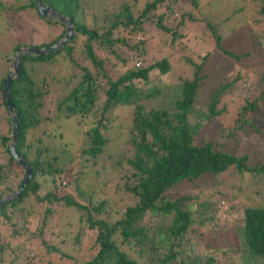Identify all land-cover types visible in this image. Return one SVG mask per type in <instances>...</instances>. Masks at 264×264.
Masks as SVG:
<instances>
[{"label": "trees", "instance_id": "obj_1", "mask_svg": "<svg viewBox=\"0 0 264 264\" xmlns=\"http://www.w3.org/2000/svg\"><path fill=\"white\" fill-rule=\"evenodd\" d=\"M42 1L71 19L74 35L48 53L22 54L19 76L8 87L18 121L15 146L33 176L20 195L0 205V264H53L51 251L57 248L44 232L48 227L53 233L55 205L73 209L80 222L96 232L95 254L78 264H264V160L252 163L248 153L223 151L212 140L196 141L200 127L221 113L217 104L223 92L238 79L219 83L202 101L198 96L207 77L200 75L202 63L188 58L192 77L183 78L175 88L152 86L151 73L162 76L171 71L166 56L144 62L149 46L160 40L157 33H170L174 41L179 36L175 29L189 24L200 30L195 32L198 36L206 34L214 51L238 62L249 52H231L225 45L230 35L241 32L238 24L229 17L222 23L211 21V9L204 15L200 8L212 0ZM260 1L259 14H264V0ZM186 2L191 10L182 8ZM0 12L7 14L1 21L0 42L6 41L8 32L17 35L10 40L14 44L9 54L0 55L6 62V70H0V117L8 126L0 127L1 198L16 190L25 176L9 151L13 137L3 94L5 75L18 47L52 45L63 36L65 26L41 16L33 0L0 1ZM32 13L48 26V40L19 37L24 15ZM258 51L264 63V50ZM211 52L201 55L204 61ZM59 67L64 73L55 78ZM261 72L262 89L247 98L239 112L243 122L244 112L257 109L264 99ZM150 82L146 91L139 89L140 83L146 87ZM166 88L172 92L164 105L148 104ZM124 109H129L128 119L112 124L114 112ZM72 118L78 127L70 135L63 127ZM122 129L125 138L112 149L111 142L120 138ZM100 169L117 172L98 187L94 198L96 190L86 192L79 183L82 175ZM230 169L239 175L244 207L237 222L230 223L235 224L233 232L215 244L221 236V229L214 228L219 222L217 204L227 197L211 200L209 195L200 198L197 193L168 190L184 180L219 176ZM72 183L78 195L87 194L85 200L65 189ZM231 209L239 208L231 206L226 212ZM222 226L229 232L227 222Z\"/></svg>", "mask_w": 264, "mask_h": 264}, {"label": "rangeland", "instance_id": "obj_2", "mask_svg": "<svg viewBox=\"0 0 264 264\" xmlns=\"http://www.w3.org/2000/svg\"><path fill=\"white\" fill-rule=\"evenodd\" d=\"M9 1L7 0V2ZM181 6L183 9L187 8L191 10V6L187 2L182 3ZM260 8V0H212L209 5L206 4L200 8L201 12L206 16L208 14V9H211L212 17H210V19L215 23H222L221 21H223L224 18L229 17L228 19L234 22V25L238 24L241 28V32L238 31L237 34L230 35L225 45L231 52H249V56L245 59L236 62L220 52L217 53L213 50L212 41L209 38L208 41H206V34L198 36L195 34L198 30H195V24H189V26L184 25L180 27V29H175L176 34L179 36H176L174 41L170 33H162L160 35L157 33L160 40L156 43L153 42L154 45L152 44V46H149L150 48L144 60L145 63H148V61L166 56L170 62L171 71L162 76L151 73L152 78L155 77L152 86L169 85L172 87L174 85L175 88H177V84H179L183 78L192 77L193 70L190 63L187 61L188 58H191L197 63H202L200 75H207L201 85L198 96L202 101L208 100L210 92L221 83L230 82L236 77L238 80L229 86L219 99L217 109H221V113L214 120L212 119V121L210 120L200 127L196 135V141L198 144H201L204 141L212 140L216 141L218 143L217 147L223 151H229L235 154L248 153L252 163L264 160V99L258 101L257 109L244 112L243 118L246 119L245 122L241 120L239 112L246 104V99H253L258 96L262 89L261 83H258L259 78L263 77L261 71H264V63L260 61L261 56L258 51L264 50V14H259ZM33 15L35 14L24 15V18H26V20L24 19L25 25L23 28H20L19 37H21L22 40L29 39L31 42L48 40L50 38L48 36V26ZM6 16V13L4 15L2 13L0 14V26L2 25L1 21H3ZM201 29L205 32V26L202 25ZM2 30L3 28L0 27V31ZM11 30L12 28L7 31ZM56 31H59V29ZM198 31L200 32V30ZM16 36L17 35L12 36L11 32L7 33L6 41L0 42V55L5 51L9 54L10 48L14 44L13 41L10 40L12 38L15 40ZM258 40H260V42ZM209 49H212V52L204 61L201 55H204ZM110 61H114V58L111 57ZM248 62H258L259 64H255L251 68ZM132 63L133 61L129 60V64ZM85 64L88 63L86 62ZM259 66L263 67L260 68ZM1 69L2 71L6 70V62L2 57L0 58V70ZM11 69L12 65L10 70ZM113 69L115 74H118V68L114 66ZM3 72L0 74H3ZM47 73L46 71L45 74L48 76ZM62 73H64V70L59 67V72L55 78H58ZM48 78L49 77H47V79ZM139 85V89L146 91L147 88L151 86V82L146 85V87L141 83ZM72 87L73 85L71 84L66 91L70 90ZM164 90H167V88ZM170 92H172L171 89L169 91L167 90L161 96L149 101L148 104L154 106L164 105L163 103L169 99L167 96ZM200 100H198V103L201 102ZM99 102L98 100L95 101L96 106L99 105ZM201 104H206V102H202ZM118 112L119 111L114 112L113 117L114 115L115 117L112 124H116L120 120L128 119L129 109H124L120 111V113ZM75 122L76 120L74 118L65 121L63 127L65 132L69 131L70 135L75 134V127H78V124ZM0 123H2L0 127L4 128L5 126V130H7L8 126L4 124L1 117ZM253 128L257 129L259 132L255 133ZM124 138L125 130L122 129L120 138L114 139L111 142V148L114 149L120 146ZM116 172L117 171L113 169H100L98 171L94 170L87 172L82 175L79 183L80 189L86 192L91 191L92 188L95 189L96 192L93 193V196L96 198L98 196V187L114 176ZM240 182L237 171L230 169L229 171L221 173L219 176L205 175L194 181L184 180L172 186L168 190V193H197L200 198H205L209 195L211 200L217 198L221 199L226 196L227 199L224 200L225 202L222 203L219 201L217 204L219 207V222H217L214 228L221 229V236L215 241V244H219L218 241L223 240L222 237L226 239L229 237V233L233 232L232 229L235 224L230 225V223L232 221L237 222L242 216V209L244 206L242 207L241 203H243L245 194L244 192H240ZM65 189L73 192L83 200L87 198V194L84 196H82V194H77L78 190L73 183L70 187H66ZM262 202H264L263 199ZM231 206H237L239 208L238 211L235 212L231 209L230 212H226V209ZM55 208L56 213L53 216V224L55 226L53 227V233L50 234L52 231L48 227H45L44 232V238L47 239L50 237V244L57 248V251H51L54 255V257L52 256L51 258L53 264H78L79 262L91 258L98 248L95 242L96 232L86 228V225L80 222L78 213L73 209L62 208L61 205H55ZM224 222L228 223L230 228L229 232L227 231L228 228L222 226ZM210 227L211 225L207 226V228ZM83 229L84 232L80 233L78 240H76V235Z\"/></svg>", "mask_w": 264, "mask_h": 264}, {"label": "water", "instance_id": "obj_3", "mask_svg": "<svg viewBox=\"0 0 264 264\" xmlns=\"http://www.w3.org/2000/svg\"><path fill=\"white\" fill-rule=\"evenodd\" d=\"M35 3V6L38 9V12L43 17L53 18L56 21L62 23L65 26V32L63 36L54 44L46 46V47H18L13 55L12 59V69L8 72V74L5 76L3 81V94L8 106L9 115L12 121V142L9 145V151L11 155L13 156L14 160L24 169L25 176L20 183L19 187L14 190L13 192L6 194L5 196L0 198V205L4 202H7L18 195L23 191V189L26 187L28 181L33 176V170L32 168L27 164L24 158L21 157L19 152L16 149L15 143H16V137L18 132V121L15 114V109L12 104V100L8 91L9 84L12 79L17 78L19 76V60L22 54L27 55H42L45 53H48L54 49H57L58 47L62 46L66 41L70 40L74 35V26L72 24V21L70 18L66 17L64 14L59 12L58 10L52 8L47 3H44L42 0H33Z\"/></svg>", "mask_w": 264, "mask_h": 264}, {"label": "clouds", "instance_id": "obj_4", "mask_svg": "<svg viewBox=\"0 0 264 264\" xmlns=\"http://www.w3.org/2000/svg\"><path fill=\"white\" fill-rule=\"evenodd\" d=\"M248 65L251 66V68H252V66H253V65H252V62H248Z\"/></svg>", "mask_w": 264, "mask_h": 264}]
</instances>
